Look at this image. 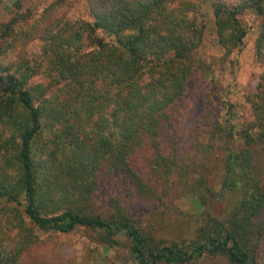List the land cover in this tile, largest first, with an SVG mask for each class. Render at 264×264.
<instances>
[{"label": "trees", "instance_id": "trees-1", "mask_svg": "<svg viewBox=\"0 0 264 264\" xmlns=\"http://www.w3.org/2000/svg\"><path fill=\"white\" fill-rule=\"evenodd\" d=\"M65 2H53L28 28H15L23 15L0 25V264H24L38 231L78 227L100 233L107 246L124 236L135 264H264V177L257 167L264 72L247 97L250 120L236 123L232 109L216 114L207 94L189 152L166 154L162 146L171 110L195 77L204 5L226 56L243 48L242 17L256 12L255 50L263 59L264 0H85L90 20L76 21L59 14ZM35 40L40 49L28 56L22 48ZM141 158L149 177L136 168ZM109 180L161 204L170 193L196 196L203 210L193 236L158 237L156 223L145 224L118 198L108 212L98 211L96 197ZM220 204L228 206L219 212Z\"/></svg>", "mask_w": 264, "mask_h": 264}, {"label": "rangeland", "instance_id": "rangeland-1", "mask_svg": "<svg viewBox=\"0 0 264 264\" xmlns=\"http://www.w3.org/2000/svg\"><path fill=\"white\" fill-rule=\"evenodd\" d=\"M17 1L20 0H0V25L23 15L24 20L15 28H28L57 0H22L21 7ZM223 1L234 3L237 0ZM62 9L59 14H65L72 21L90 20L85 0H66ZM204 9L208 13L207 29L203 43L194 55L197 65L195 77L190 83L187 96L171 110L172 120L169 125L164 126L162 132L164 153L170 154L176 148L180 157L189 152L192 128L206 110L203 105L204 97L211 94L216 114L224 115L232 109V118L236 123L250 120L252 112L247 97L256 92L259 77L264 72V58L259 59L255 50L261 22L258 14L251 11L242 17L248 29L244 46L226 56L218 45L210 9L207 5H204ZM22 49H25L23 52L27 55H36L40 49V41L30 42ZM5 63L4 52L0 57V75ZM145 163V158L137 160L136 168L144 177H149V169ZM257 167L264 177V156L261 154L257 155ZM210 180L213 186L219 187L221 178L216 172L210 174ZM113 198H118L132 215L141 218L145 224L151 220L156 223L158 237L167 238L169 241L193 236L203 210L196 196L180 198L175 193H170L166 196L165 203L161 204L131 195L129 189L119 184L118 180L107 181V186L97 195V210L108 212ZM226 205L220 204L219 212L224 211ZM38 233L40 241L24 255V264H135L129 250L130 242L124 236L119 238L118 244L107 246L102 242L100 233L84 227H78L71 233ZM198 264L228 262L219 258Z\"/></svg>", "mask_w": 264, "mask_h": 264}]
</instances>
